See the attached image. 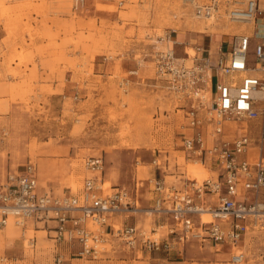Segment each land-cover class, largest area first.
<instances>
[{
	"label": "rangeland",
	"instance_id": "374dc122",
	"mask_svg": "<svg viewBox=\"0 0 264 264\" xmlns=\"http://www.w3.org/2000/svg\"><path fill=\"white\" fill-rule=\"evenodd\" d=\"M86 1L95 11L85 4L74 10L75 0H0V182L27 161L37 168L39 188L54 195L79 194L84 179L97 175L103 194L125 189L134 205L113 213L109 223H133L163 238L173 221L153 211L156 181L182 188L190 163L202 165L205 178L212 167L184 150L190 101L156 79L151 51L168 44L187 64L194 57L213 63L221 39L250 35L255 25L231 22L224 0L211 19L195 18L189 0ZM206 72L209 81L215 71ZM205 141L211 145L213 138ZM89 156L103 159L101 173L84 166ZM7 226L17 231L8 238L12 231L0 227L7 264H145L148 257L115 244L97 259H84L57 244L42 223ZM242 247L248 255L243 264H264V230L250 232L237 247L192 242L168 264H224Z\"/></svg>",
	"mask_w": 264,
	"mask_h": 264
},
{
	"label": "built area",
	"instance_id": "2783aa9c",
	"mask_svg": "<svg viewBox=\"0 0 264 264\" xmlns=\"http://www.w3.org/2000/svg\"><path fill=\"white\" fill-rule=\"evenodd\" d=\"M262 1L224 0L226 5L231 4L226 8L230 21L253 22L255 29L250 35L234 34L213 63L209 58L194 57L187 64L168 44L151 51L156 79L168 92L190 101L184 126L190 133H183L184 150L202 161L208 160L215 171L201 183L189 182L182 188L156 181L154 188L159 196L153 211L167 213L173 221L166 237L157 238L153 230L147 233L133 223L115 226L108 222L113 213L134 206L125 189L103 194L99 177L93 175L84 179L79 194L54 195L39 188L37 168L30 161L20 172H7L0 182V227L9 220L17 226L39 222L55 233L51 238L57 244L69 245V253L76 257L97 259L108 252V246L123 244L147 254L145 264H168L173 252L182 254L192 242L237 247L250 232L264 230V34L259 29L264 25ZM189 2L198 15H208L218 10L220 0ZM84 4V0H75L73 9L83 8ZM165 40L176 43L171 35ZM206 68L215 71L209 81ZM248 68L253 73L241 77ZM129 72L132 75L137 70ZM261 91L262 99L258 96ZM232 122L234 126L227 125ZM207 135L213 138L211 145L205 141ZM84 166L101 173L103 159L89 156ZM202 214H208L209 221L203 220ZM245 250L242 247L223 262L243 264ZM62 257L59 254L58 263ZM7 263L8 258L0 256V264Z\"/></svg>",
	"mask_w": 264,
	"mask_h": 264
},
{
	"label": "bare ground",
	"instance_id": "6f19581e",
	"mask_svg": "<svg viewBox=\"0 0 264 264\" xmlns=\"http://www.w3.org/2000/svg\"><path fill=\"white\" fill-rule=\"evenodd\" d=\"M210 1V0H209ZM193 3L195 4V3H198V4H200L199 3V1L198 0H193ZM225 3V2H224ZM230 3V2H229ZM226 5V4H225ZM229 8V7H228ZM193 9V8H192ZM195 9V8H194ZM194 9H193V11H192V13H193V16L195 17V18H201V17H205V18H207V19H211V18H214V14L215 13H217L218 12V10H213L212 12H209V13H207L208 15H198L195 11H194ZM218 14V13H217ZM231 22H233V21H231ZM234 23V22H233ZM235 23H243V22H235ZM245 34V33H244ZM214 71V70H213ZM248 72H253V70L251 71V70H249V68L248 69H246L245 71H243L242 73H241V77L242 76H245V75H247V73ZM261 73H264V66H262V68H261ZM214 74V73H213ZM256 96H257V94H255ZM207 96V95H206ZM258 96L259 97H261V99H262V91H261V94L260 93H258ZM197 98H200V97H198V95L196 96ZM197 100V99H196ZM251 159H253V158H251ZM28 162V161H27ZM31 162V161H30ZM32 163V162H31ZM34 164V163H33ZM189 170L187 171V174H186V177H187V180H186V182H185V184L184 185H186V184H188L189 182H200L201 181V179L205 176V171H204V169H203V167H202V165H199L197 162H194V163H190L189 164ZM209 168V167H208ZM209 171H210V175L209 176H207V178L208 177H210V176H212L213 174L215 175V171H213L211 168H209ZM205 178V177H204ZM189 180V181H188ZM104 187V186H103ZM105 187H108L106 184H105ZM136 208V207H135ZM149 212H151V211H149ZM202 219L203 220H206V221H209V219H210V216L208 215V214H202ZM9 223H12V220H9L8 222H7V225L9 224ZM5 226V228H7L8 226ZM13 229V228H12ZM15 234H13V232H9L8 233V238H13V236H14ZM157 238H159V236H156ZM27 240V239H26ZM245 238H244V240H242V241H240L241 243H239L238 245H244L245 244ZM231 254V253H230ZM245 255H246V259H247V251L245 250ZM229 258H230V255H229ZM246 259H245V261H246ZM244 261V262H245ZM243 262V263H244ZM230 264H232V263H230Z\"/></svg>",
	"mask_w": 264,
	"mask_h": 264
},
{
	"label": "crops",
	"instance_id": "0c3cea01",
	"mask_svg": "<svg viewBox=\"0 0 264 264\" xmlns=\"http://www.w3.org/2000/svg\"><path fill=\"white\" fill-rule=\"evenodd\" d=\"M84 2H85V5H86V11L87 12H93V11H95L94 9H93V7L92 6H90L91 4H89V3H87V1L86 0H84ZM260 29V28H259ZM261 34H264V25H261ZM4 37V33L2 32V27L0 26V40L2 39ZM233 37V36H232ZM232 37H231V39H232ZM230 40L229 39H221L220 40V48L221 49H223V50H225L226 49V47H227V45H228V42H229ZM187 42V41H186ZM216 46H217V48H218V46L219 45H217L216 44ZM216 48V49H217ZM187 53V52H186ZM188 53H190V55H191V52L189 51ZM10 224V223H9ZM6 230H11L12 232H17L14 228L12 229V227L11 226H8L7 228H6ZM221 255V259H223V260H226V252H224V253H222V254H220ZM227 255H228V253H227ZM230 255V254H229ZM247 257H248V255H247ZM229 258V257H228ZM229 260V259H228ZM247 260V259H246ZM246 262V261H245ZM244 262V263H245ZM224 264H227V263H224Z\"/></svg>",
	"mask_w": 264,
	"mask_h": 264
}]
</instances>
